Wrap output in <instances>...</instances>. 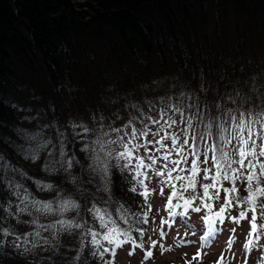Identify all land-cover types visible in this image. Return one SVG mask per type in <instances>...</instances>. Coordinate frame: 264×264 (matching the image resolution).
I'll list each match as a JSON object with an SVG mask.
<instances>
[{
	"label": "trees",
	"instance_id": "1",
	"mask_svg": "<svg viewBox=\"0 0 264 264\" xmlns=\"http://www.w3.org/2000/svg\"><path fill=\"white\" fill-rule=\"evenodd\" d=\"M130 102L146 112L149 102L156 109L170 103L199 105L205 115L215 114L217 104L221 111L264 110V0H0V156L79 199L80 217L97 230L84 208L88 196L82 197L64 174L42 171L46 153L35 162L19 153L34 138L51 136L55 142L56 128L70 133L69 122L94 126L93 116L97 121L103 116L104 124L120 127L132 113L125 107ZM80 147L75 144L76 155L86 164ZM74 174L80 175L79 168ZM16 179L41 200L57 195L39 192L30 179ZM130 180L113 169L110 195L140 212L144 198L128 190ZM85 186L98 202L109 195L96 193L93 184ZM167 190L165 215L158 216L150 194L152 211L142 226L149 231L150 221H160L159 244L175 222L168 215ZM240 194L246 195L243 186ZM8 200L14 197L0 183V201ZM5 224L19 233L30 230L14 220ZM200 230L194 235L201 238ZM53 243L55 249L26 255L5 245L0 264H102L88 246L80 261L73 259L80 249L78 234H63ZM201 257L192 264H202Z\"/></svg>",
	"mask_w": 264,
	"mask_h": 264
},
{
	"label": "snow or ice",
	"instance_id": "2",
	"mask_svg": "<svg viewBox=\"0 0 264 264\" xmlns=\"http://www.w3.org/2000/svg\"><path fill=\"white\" fill-rule=\"evenodd\" d=\"M125 107L131 108L132 113L120 127L104 124L103 116L98 121L93 116L94 126L83 121L69 122L70 133L66 128H56L55 142L51 136L34 138L33 143L19 153L32 162L46 153L42 171L64 174L82 197L88 196L84 208L93 222L98 223L99 230L88 219L80 217V200L71 193L65 195L62 188L30 177L0 156V183L14 197V202L0 201V210L4 213L0 216V248L10 245L13 250L26 255L37 249H55L57 244L53 242L58 243L63 234H78L80 249L73 258L76 261H80L84 247L88 246L90 255L98 257L102 264H114L117 249L127 244L132 249L129 255L140 248L147 261L160 243L149 237V247L144 248L148 230L142 226L148 223L152 211L151 192L146 181L150 183L154 177L161 195L165 187L170 190L167 198L169 217L173 221L179 219L192 234L197 229L186 220L189 211L200 213L207 209L203 218L205 227L200 230L202 249L210 247L225 231V221L237 227L247 221L249 231L243 244L244 264L253 251H261L260 259L264 260V245L260 243L264 239V110L221 111L217 104L215 114L209 110L205 115L199 105L181 107L180 103L156 109L149 102L148 112L135 102ZM193 108L195 111L191 110ZM152 111L156 112L155 116ZM77 143L81 144L79 151L84 153L86 164L76 155ZM69 145H72L71 149ZM76 168L80 175L74 174ZM113 169L118 170L126 181L131 177L128 190L144 198V204L140 205L142 211H132L121 201L112 199ZM16 176L32 180L39 192L55 191L57 195L50 200H41ZM96 181L98 185L94 183ZM86 183L93 184L96 193H109L107 199L101 197L98 202ZM240 186L246 195L241 196ZM221 200L214 210L216 202ZM233 210L237 212L235 216ZM73 212L76 216L68 218L67 214ZM24 216L29 219L23 220ZM9 220L29 225L30 230L19 233L11 224L6 226L5 222ZM229 231L228 251H231L236 229ZM160 236L161 240L166 236L162 229ZM191 243L181 241V246ZM161 247L165 246L161 244ZM106 255L112 259L106 260ZM199 255L198 251L193 261H197ZM234 258L233 254L231 259ZM219 264H230V260L222 254Z\"/></svg>",
	"mask_w": 264,
	"mask_h": 264
},
{
	"label": "rangeland",
	"instance_id": "3",
	"mask_svg": "<svg viewBox=\"0 0 264 264\" xmlns=\"http://www.w3.org/2000/svg\"><path fill=\"white\" fill-rule=\"evenodd\" d=\"M151 139V137H149ZM141 153L143 154V149H141ZM150 184L151 190V200L155 203V207L159 209L157 211L159 217H163L165 215L164 211V201L166 200L168 188L165 187L163 190V195H161L158 181L156 178H152ZM227 186V185H225ZM196 203H200L197 201ZM222 203V200L216 202V210L219 207V204ZM205 213H207V209H202L200 213H195L189 211L186 220L188 223L195 226L197 231H199L204 224ZM237 214L236 210H233L232 215L235 216ZM157 217V216H156ZM161 226L160 221L157 219H153L150 221V229L146 233V239L144 241V248L147 249L149 247V237L151 236V240L159 241L158 231ZM183 226L184 228L180 227ZM225 231L222 234L218 235L215 242L208 248H201V238L191 233V230L185 227V225L174 222L168 229V237L165 238V241L162 242L165 247L162 249L161 244H157V246L153 249V257L144 261V251L140 248H137L132 255H129V252L132 250L131 245L127 244L121 251L116 254L114 257V264H192L193 256L200 252L199 257L202 255V264H218L221 255L229 258L230 264H244V250L243 244L245 241V235L248 232L247 223L244 221L241 222V226L237 227L235 224L225 221L223 225ZM235 228L236 232L232 235V239L234 243L231 246V251H228V241L230 238L231 229ZM153 229H156L153 231ZM154 232V233H153ZM186 233H188L186 235ZM181 241H192L191 244H185L181 246ZM262 245H264V239L260 241ZM234 254L235 258L231 259ZM262 253L261 251H253L250 257L247 260V264H264V260H261ZM197 257V260L199 259Z\"/></svg>",
	"mask_w": 264,
	"mask_h": 264
}]
</instances>
